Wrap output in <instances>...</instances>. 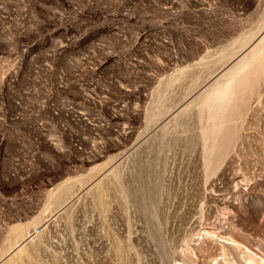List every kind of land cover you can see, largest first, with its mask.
I'll return each instance as SVG.
<instances>
[{
	"label": "rangeland",
	"instance_id": "obj_1",
	"mask_svg": "<svg viewBox=\"0 0 264 264\" xmlns=\"http://www.w3.org/2000/svg\"><path fill=\"white\" fill-rule=\"evenodd\" d=\"M262 43L264 0H0V264H264Z\"/></svg>",
	"mask_w": 264,
	"mask_h": 264
},
{
	"label": "bare ground",
	"instance_id": "obj_2",
	"mask_svg": "<svg viewBox=\"0 0 264 264\" xmlns=\"http://www.w3.org/2000/svg\"><path fill=\"white\" fill-rule=\"evenodd\" d=\"M263 47H264V43L261 44L259 51L257 50L258 52L255 51V52H257V53H254V52H253V54H252V55H254L253 58L257 59V57H258V55H259V53L261 52V49H262ZM263 49H264V48H263ZM243 60H244V59H243ZM245 60H246V59H245ZM253 60H254V59H253ZM242 62H244V61H242ZM251 62H252V61H251ZM248 63H249V62H248ZM249 64H250V63H249ZM237 65H238V64H237ZM234 74H235V73H234ZM238 75H239V74H238ZM234 76H236V75H234ZM234 76H233V77H234ZM235 78H236V77H235ZM235 78H234V79H235ZM236 79H238V77H237ZM232 80H233V78H232ZM231 82H233V81H231ZM234 82H235V81H234ZM224 91H225V90H224ZM227 93H228V92H227Z\"/></svg>",
	"mask_w": 264,
	"mask_h": 264
}]
</instances>
